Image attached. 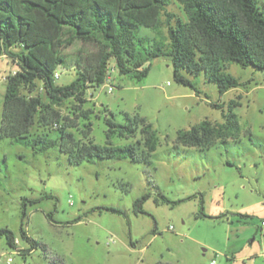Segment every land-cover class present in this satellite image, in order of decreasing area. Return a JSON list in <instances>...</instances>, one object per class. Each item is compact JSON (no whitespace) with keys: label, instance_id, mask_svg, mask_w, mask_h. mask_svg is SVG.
<instances>
[{"label":"rangeland","instance_id":"rangeland-1","mask_svg":"<svg viewBox=\"0 0 264 264\" xmlns=\"http://www.w3.org/2000/svg\"><path fill=\"white\" fill-rule=\"evenodd\" d=\"M258 1L264 11V0ZM183 16L170 0L160 29L140 34L167 42L168 23ZM94 49L81 41L64 49L70 62L56 70L57 85L75 80L78 51ZM16 70L0 48V123L5 78ZM226 71L241 85L220 94L202 72H182L194 89L176 82L167 56L154 58L141 80L120 75L110 61L104 82L82 90L84 102L52 105L77 144L104 145L106 117L116 123H125V115L145 118L158 139L151 162L93 158L74 164L57 145L41 149L32 138L0 137V230L17 241L11 247L0 237V264H264V71L237 63ZM21 93L48 103L39 84ZM232 102L238 130L225 142L205 150L175 146L178 130L205 119L223 123ZM56 130L54 124L32 128L51 138ZM141 141L139 130L110 139L113 146L135 145L139 156ZM144 196L139 213L135 202Z\"/></svg>","mask_w":264,"mask_h":264},{"label":"trees","instance_id":"trees-1","mask_svg":"<svg viewBox=\"0 0 264 264\" xmlns=\"http://www.w3.org/2000/svg\"><path fill=\"white\" fill-rule=\"evenodd\" d=\"M176 1L184 16L176 17L173 24L168 23V41L163 42L141 35L140 31L142 28L154 32L160 29L162 13L170 0H0V48L17 65V70L5 78L0 137L15 142L32 138L42 143L41 149L57 145L74 164L93 158L151 162L158 139L145 118L125 115V123H116L106 117L104 145L90 140L77 144L68 130L70 126L58 124L59 112L52 105H60L69 98L84 102L82 90L104 82L110 61L120 75L141 80L148 74L154 58L167 56L171 59L176 82L194 89L182 72L193 76L202 72L220 94L241 85L226 71L230 63L264 71V11L258 0ZM77 41L95 49L78 51L72 59L75 80L57 85L56 70L70 62L63 50ZM12 49L17 51L10 52ZM38 84L48 103L37 95L21 93L22 90L34 92ZM234 106L236 103L232 102L223 123L205 119L189 129L178 130L175 146L205 150L217 142H225L232 130H238ZM36 124H54L56 137L33 133ZM84 128L83 135L90 125ZM138 130L144 147L142 156L138 155L135 145L113 146L110 142L114 135L128 138L135 136ZM145 198L135 202L139 213ZM105 209L120 213L113 208ZM21 234L31 241L32 247L38 245L25 232ZM3 235L7 244L15 247L13 233L3 229L0 237Z\"/></svg>","mask_w":264,"mask_h":264},{"label":"built area","instance_id":"built-area-1","mask_svg":"<svg viewBox=\"0 0 264 264\" xmlns=\"http://www.w3.org/2000/svg\"><path fill=\"white\" fill-rule=\"evenodd\" d=\"M54 78L57 79L58 78V74L55 73L54 74ZM109 91H111V89H109ZM261 230H264V220L261 222ZM15 243H17V241H15ZM10 262V259H9ZM210 264H215V261H211Z\"/></svg>","mask_w":264,"mask_h":264}]
</instances>
